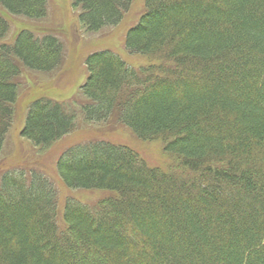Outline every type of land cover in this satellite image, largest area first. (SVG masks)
<instances>
[{"label": "trees", "instance_id": "1", "mask_svg": "<svg viewBox=\"0 0 264 264\" xmlns=\"http://www.w3.org/2000/svg\"><path fill=\"white\" fill-rule=\"evenodd\" d=\"M45 2L0 0V155L20 76L64 58L50 29L21 28L7 41L9 16L42 20ZM132 2L72 5L92 33L120 24ZM125 48L163 62L137 70L108 51L87 56L79 97L32 101L21 135L46 150L79 115L95 125L116 118L142 141L165 140L182 173L105 140L74 146L55 165L61 181L115 196L100 210L65 200L60 222L47 174L8 170L0 264H264V0H145Z\"/></svg>", "mask_w": 264, "mask_h": 264}, {"label": "rangeland", "instance_id": "2", "mask_svg": "<svg viewBox=\"0 0 264 264\" xmlns=\"http://www.w3.org/2000/svg\"><path fill=\"white\" fill-rule=\"evenodd\" d=\"M46 3V4H45ZM47 16L42 20H30L24 16H9L12 20L7 41L21 28L50 29L62 39L64 58L52 72L26 70L19 79V93L15 106L14 123L8 133L3 154L0 155V176L10 171L36 169L47 174L54 184L60 204L58 220H62L65 200H74L93 209H99L115 196L114 192L103 190L70 189L60 179L56 163L63 153L74 146L105 140L118 147L132 151V155L149 166L164 172L181 174L180 159L165 149V140L142 141L126 126L113 118L102 124H89L81 115L75 129L49 149L40 150L21 135L29 104L40 97H51L71 101L79 97V87L87 79L86 57L96 52L108 51L120 56L137 70L163 62L158 56L130 53L125 48L128 30L139 22L144 12L145 0H133L122 22L106 27L99 32H87L78 21L79 9L72 0H46ZM40 7V6H39ZM41 35V33H40ZM146 75V72L143 73ZM78 94V96H77ZM113 199V198H112Z\"/></svg>", "mask_w": 264, "mask_h": 264}, {"label": "bare ground", "instance_id": "3", "mask_svg": "<svg viewBox=\"0 0 264 264\" xmlns=\"http://www.w3.org/2000/svg\"><path fill=\"white\" fill-rule=\"evenodd\" d=\"M129 66V65H128ZM130 67V66H129ZM67 154V153H66ZM66 156V155H65ZM78 203H80V202H78ZM83 204V203H82ZM85 205V204H84Z\"/></svg>", "mask_w": 264, "mask_h": 264}]
</instances>
